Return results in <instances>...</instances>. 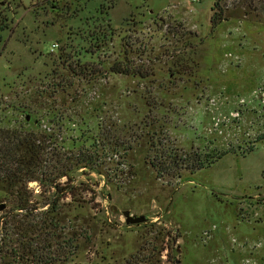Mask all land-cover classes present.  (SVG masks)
<instances>
[{"label": "rangeland", "instance_id": "1", "mask_svg": "<svg viewBox=\"0 0 264 264\" xmlns=\"http://www.w3.org/2000/svg\"><path fill=\"white\" fill-rule=\"evenodd\" d=\"M222 2L0 0V125L73 179L50 264H264V0Z\"/></svg>", "mask_w": 264, "mask_h": 264}, {"label": "trees", "instance_id": "2", "mask_svg": "<svg viewBox=\"0 0 264 264\" xmlns=\"http://www.w3.org/2000/svg\"><path fill=\"white\" fill-rule=\"evenodd\" d=\"M222 1L214 0L212 5V28L218 26L227 11ZM7 28V17H3L0 32ZM111 70L115 73L128 71L125 62L113 64ZM52 140L51 135L35 132L25 125H0V200L4 201L0 213V264H50L66 253V247L57 243L61 225L65 224L59 201L67 188L66 193L74 191L57 181L62 176L70 181L73 179L69 169H58L56 174L49 171L53 163L60 164L62 160L58 154L49 159ZM165 163L153 165L158 170H166L176 166L177 159L173 157ZM32 181L53 188L45 208L32 205L29 188Z\"/></svg>", "mask_w": 264, "mask_h": 264}, {"label": "water", "instance_id": "3", "mask_svg": "<svg viewBox=\"0 0 264 264\" xmlns=\"http://www.w3.org/2000/svg\"><path fill=\"white\" fill-rule=\"evenodd\" d=\"M28 118V117H27ZM4 207V204H0V210H2ZM122 214L124 216V221L126 224H141L147 222V216L140 214L136 215L131 213L130 210L126 209L122 211Z\"/></svg>", "mask_w": 264, "mask_h": 264}, {"label": "built area", "instance_id": "4", "mask_svg": "<svg viewBox=\"0 0 264 264\" xmlns=\"http://www.w3.org/2000/svg\"><path fill=\"white\" fill-rule=\"evenodd\" d=\"M57 46H58L57 43H53L52 46H51V51H52L54 48H56Z\"/></svg>", "mask_w": 264, "mask_h": 264}]
</instances>
